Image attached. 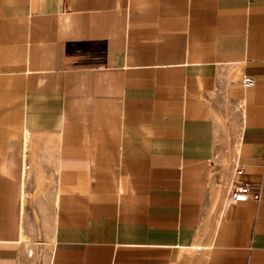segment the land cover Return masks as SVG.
<instances>
[{
  "label": "crops",
  "instance_id": "1",
  "mask_svg": "<svg viewBox=\"0 0 264 264\" xmlns=\"http://www.w3.org/2000/svg\"><path fill=\"white\" fill-rule=\"evenodd\" d=\"M39 226L45 264H264V0H0V264Z\"/></svg>",
  "mask_w": 264,
  "mask_h": 264
},
{
  "label": "rangeland",
  "instance_id": "2",
  "mask_svg": "<svg viewBox=\"0 0 264 264\" xmlns=\"http://www.w3.org/2000/svg\"><path fill=\"white\" fill-rule=\"evenodd\" d=\"M231 132V140H233L235 129L232 128ZM48 165L47 169L42 171L37 188L38 198L43 201V203L48 201L52 190L53 169L51 164ZM218 182H220V180H218ZM216 194L217 195L213 200L212 207L209 212L211 218L217 212L221 191H218ZM49 244L50 237L47 228L45 229L43 226H39L35 233H30L24 238L22 256L19 264H45L49 251ZM201 252H203V250H201Z\"/></svg>",
  "mask_w": 264,
  "mask_h": 264
},
{
  "label": "built area",
  "instance_id": "3",
  "mask_svg": "<svg viewBox=\"0 0 264 264\" xmlns=\"http://www.w3.org/2000/svg\"><path fill=\"white\" fill-rule=\"evenodd\" d=\"M241 84L244 87H249L252 86L253 80L243 76L241 78ZM257 197V191H252L249 185L236 180L231 181L226 192V198L235 201H244L250 198L257 199Z\"/></svg>",
  "mask_w": 264,
  "mask_h": 264
}]
</instances>
